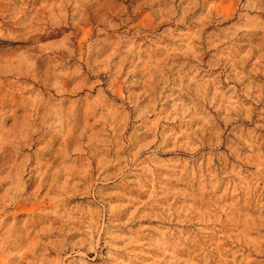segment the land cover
<instances>
[{"label":"rangeland","instance_id":"obj_1","mask_svg":"<svg viewBox=\"0 0 264 264\" xmlns=\"http://www.w3.org/2000/svg\"><path fill=\"white\" fill-rule=\"evenodd\" d=\"M0 264H264V0H0Z\"/></svg>","mask_w":264,"mask_h":264}]
</instances>
